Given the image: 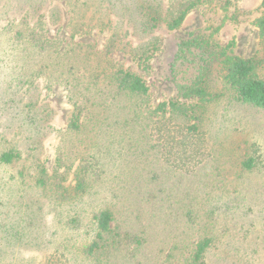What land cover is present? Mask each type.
Returning <instances> with one entry per match:
<instances>
[{
  "label": "rangeland",
  "instance_id": "obj_1",
  "mask_svg": "<svg viewBox=\"0 0 264 264\" xmlns=\"http://www.w3.org/2000/svg\"><path fill=\"white\" fill-rule=\"evenodd\" d=\"M93 1L33 0L40 10L26 13L27 27L20 30L24 37L18 42L13 29L24 27L25 12H16L11 0H0V42L14 40L7 52H0V152L10 149L17 137L21 151L12 163L0 164V264H91L81 251L92 237V214L104 208L113 213L112 227L145 238L138 249L134 242L123 246L117 263L191 264L196 243L207 239L198 264H264V111L229 101L221 66L214 62L208 72L209 89L217 97L201 108L205 145L195 170L165 166L157 146L152 147L156 135L145 142L137 126L125 138L123 149L129 153L123 152L119 167L113 166L120 159L111 157L115 150L108 153L102 147L105 174L80 187L82 158L97 147L79 142L88 131L69 127L74 110L69 84L57 73L56 81L49 80L50 69L37 73L38 62L33 63L35 57L23 45L33 28L47 45L45 59L70 56L76 68L64 76L71 83L75 76L89 78L84 65L95 72L121 67L139 74L149 87L148 96L143 103L128 102L141 103L138 114L149 111L144 115L152 126L160 118L152 111L161 101H196L180 98L175 84V79L187 82L195 73L194 67L176 62L183 41L203 36L226 47L227 54L254 57L261 62L257 72L264 80V37L256 26L264 17V0H213L192 9L180 27L169 31L160 26L148 36L122 34L126 28H113L107 19L103 24L86 22L81 14L86 10L89 15ZM57 9L60 18L53 14ZM112 31L119 32L113 44ZM152 38L158 47L143 67L132 49ZM13 54L22 56L19 64ZM26 111L36 123L21 134ZM86 117L79 123L85 125ZM249 157L255 164L245 169L242 163ZM40 167L46 183L38 182Z\"/></svg>",
  "mask_w": 264,
  "mask_h": 264
},
{
  "label": "trees",
  "instance_id": "obj_2",
  "mask_svg": "<svg viewBox=\"0 0 264 264\" xmlns=\"http://www.w3.org/2000/svg\"><path fill=\"white\" fill-rule=\"evenodd\" d=\"M11 1H13L11 7L16 12H25L22 21L24 27L14 26L13 29L15 30L13 38L16 37L18 42H22L23 40L20 39L24 37V34L20 30L27 27L26 13L29 11L37 13L40 9L38 5L32 3L33 0ZM212 1L94 0L93 2L96 4L91 9V14L89 12V15H86V10H84L81 18H85L86 22H92L93 19H96L101 24L107 19V24L113 25V28L120 30L126 28V31L120 32L122 34L148 36L160 26H164L169 31L180 27L192 9ZM225 2L223 9L226 8L225 4L228 1ZM69 4L75 8L74 3ZM74 8L73 11L75 12ZM53 14L60 18L59 9ZM256 26L260 35L264 37V17L257 20ZM130 27L133 28L134 33L128 31ZM34 33L35 31L32 28L27 35V41L23 45L24 48L30 49L31 55L35 57V60L31 59L34 60L33 63L38 62L36 72H47L50 69L49 80L56 81L58 78L57 73L61 76L59 77L60 80L69 84V96L74 107L69 127L77 133H81V130L88 131V135L92 133V136L86 137L88 135H85V137L79 139V142L85 143L89 148L97 147L98 153L94 150L87 157L82 158L81 173H84V175H79L78 185L80 187L86 182L85 180L96 181L101 178V175L105 174L103 173L105 163L99 157V152H101V157L105 154L102 147H107L108 153L115 150L116 153H113L115 156L111 157L120 159L114 161L113 166H115V169L119 167L125 151L123 149L125 138L128 137L127 135L132 129H134L133 132L137 131V126L140 128L138 134L145 142L150 139L149 135H156V145L154 143L152 147L157 146L155 151L157 154L160 152L159 158L166 164L165 166L183 171L195 170L201 160V148L205 145L203 132L200 130V123L202 122L201 108L217 97L210 91L209 86H211V83L207 77L214 62L224 70L223 80L229 101L250 105L264 111V80L257 72V68L261 64L260 60L254 57L243 58L227 54L226 47L222 49L218 43H213L210 39L203 38V36L183 41L176 60L178 62L179 59V65L186 64V67L190 66L195 69V73L189 81L182 82L175 79L179 97L196 99V101L189 104L178 99L161 101L152 111L154 114L160 115V118L154 121L151 126L148 123L149 115H144L149 111L143 113V115L138 114L141 110V103L146 101L145 99L149 93L148 85L139 74L121 67L109 72L104 68L100 72H95L97 69H87L88 65H84L83 68L89 72V78L86 74L82 78L78 77V79L75 76L72 77L73 83H71L70 77L64 76L73 72V69L76 68V65L70 60V56H65L64 59L55 56H53V59H45L43 50H47V45L44 39ZM118 33L112 31L109 40L111 44L116 42L115 37ZM129 42L128 40L126 43ZM157 42L156 38H152L137 49H132L135 59L143 67H148V62L158 47ZM8 45H14V40L10 41ZM8 45L2 42L0 52H7L6 46ZM21 57L13 54V62L19 64ZM81 85L83 87L82 91L80 90ZM0 94H3L2 90H0ZM122 99H125L126 102L123 103ZM140 99H142V102ZM129 100L140 101L141 103L136 105L134 102H128ZM167 113L169 114L166 115ZM84 114L87 115L85 125L79 123L80 117ZM121 114L124 115L123 118H120ZM139 116H142L140 121L137 120ZM35 123L36 121L29 111L22 112V119L19 124V127L22 128L20 130L21 134L24 130H27V126L35 125ZM17 134H15V137L18 136ZM99 135L100 139L98 140ZM14 139L15 142L13 140L10 149L0 152V164H10L21 155L19 149L20 139L18 137ZM135 141H140V139L136 138ZM124 153H129V151ZM154 156L156 157V154ZM253 159L254 157H249V159L243 161L242 164L245 169H251L255 164ZM44 173L45 169L40 167V175ZM44 179V175H41L38 182L46 183ZM77 196L81 197L79 194ZM85 204L93 206L94 202ZM73 208L76 212L80 210L77 207ZM91 218L90 233L92 231V237L88 233L90 234L89 241L81 251L84 258L88 259L91 264H123L117 263L120 261L118 255L121 253L122 247L134 242L136 249H138L144 243V237L141 240L140 237L131 235L127 230L123 233L119 225L112 227L111 223L114 216L108 208L97 210ZM207 245V239L199 240L196 243L191 264H198L204 258Z\"/></svg>",
  "mask_w": 264,
  "mask_h": 264
}]
</instances>
